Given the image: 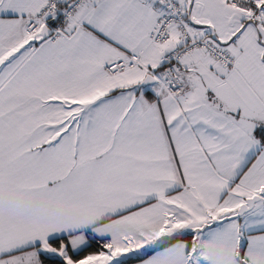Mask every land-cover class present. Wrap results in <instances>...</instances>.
<instances>
[{
    "label": "snow or ice",
    "instance_id": "obj_1",
    "mask_svg": "<svg viewBox=\"0 0 264 264\" xmlns=\"http://www.w3.org/2000/svg\"><path fill=\"white\" fill-rule=\"evenodd\" d=\"M0 264H264V0H0Z\"/></svg>",
    "mask_w": 264,
    "mask_h": 264
}]
</instances>
